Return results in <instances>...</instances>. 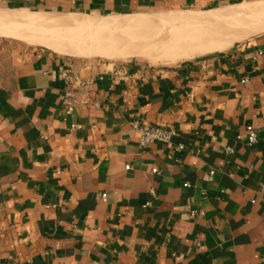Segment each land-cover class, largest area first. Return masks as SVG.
<instances>
[{
	"label": "crops",
	"instance_id": "crops-1",
	"mask_svg": "<svg viewBox=\"0 0 264 264\" xmlns=\"http://www.w3.org/2000/svg\"><path fill=\"white\" fill-rule=\"evenodd\" d=\"M251 2L264 0L57 9L217 12L245 40L244 19L262 15L227 12ZM42 46L0 38V264H264V33L168 67ZM136 120L177 135L143 148Z\"/></svg>",
	"mask_w": 264,
	"mask_h": 264
},
{
	"label": "bare ground",
	"instance_id": "bare-ground-1",
	"mask_svg": "<svg viewBox=\"0 0 264 264\" xmlns=\"http://www.w3.org/2000/svg\"><path fill=\"white\" fill-rule=\"evenodd\" d=\"M227 14L263 16L264 2L245 3L236 9L228 10ZM39 16H42V13ZM39 18L45 20H38ZM167 19L165 18V21ZM55 21V19L53 21L45 17H37L33 13L0 10V35L12 37L21 35L18 31L11 30L12 27L19 25L40 26L50 23V25H64L63 27L73 25L78 29H84V27L75 26L84 24L94 29L88 31V38L83 37L73 47L61 48L52 43L50 38L42 37L41 39L50 48L62 54L106 57L134 55V57H142L152 63L192 59L205 54L221 52L233 47L246 36L241 30L230 29L233 27L227 23L199 15H196L194 19L180 21L177 25H175L177 22L175 24L170 22L171 27L168 34H165L164 27L156 30L158 25L155 20L142 15H130V18L124 22L109 19L102 21L78 19V21L72 20V22L64 23ZM19 31L21 32V29Z\"/></svg>",
	"mask_w": 264,
	"mask_h": 264
},
{
	"label": "rangeland",
	"instance_id": "rangeland-1",
	"mask_svg": "<svg viewBox=\"0 0 264 264\" xmlns=\"http://www.w3.org/2000/svg\"><path fill=\"white\" fill-rule=\"evenodd\" d=\"M58 0H0V10H17L22 11L24 13L28 14H34L37 17H45L48 20H56L57 23H64V22H72V20H114L118 22H124L126 19H129L130 16H107V17H101V16H95V15H72L68 14L62 11H68L69 9L64 10H58ZM234 8V7H233ZM219 11V10H218ZM42 13V16H39ZM46 13V14H45ZM209 13V14H208ZM44 14V15H43ZM190 14V15H188ZM217 12H198V11H178V12H167V11H152L147 14H137V15H146L157 23L158 26H156V30L161 29L164 27L165 34L169 33V29L171 27L170 22H177L175 25H177L180 21H183L185 19H194L196 15L203 16V17H211L216 20L222 21L224 23H227L229 26H232L233 28L230 29H237L241 30L240 27L233 26L229 22H227L225 17H220L217 15ZM180 15V16H178ZM182 15V16H181ZM187 15V17H186ZM173 16V19H167L165 21V18ZM219 16V17H218ZM182 17V18H181ZM54 18V19H53ZM180 18V19H179ZM38 20H45L43 18H39ZM169 22V23H168ZM245 24H247L248 29H252L255 32H253L248 38L258 36L260 34L264 33V16L262 17H253V18H245L244 19ZM22 26V27H21ZM42 26V27H41ZM64 25H53L50 23L42 24V25H19L12 27L11 30L21 35H18L17 37L12 36H6V35H0V36H6V37H0L3 40H10L14 42H18L21 44H25L32 47H44L42 45H45L46 42L41 39L42 37H47L51 39V42L55 45L65 48V47H73L75 44L79 43L83 37H87V33L89 30L94 29L93 27H89L87 25H75L78 27H84V29H78L76 27H73V25H67L63 27ZM63 27V28H62ZM160 27V28H159ZM18 28V29H17ZM21 29V32L19 31ZM98 29H96L97 31ZM95 31V32H96ZM23 32V33H22ZM88 38V37H87ZM243 40V41H245ZM243 41H240L238 43H241ZM41 44V45H40ZM237 44V43H236ZM45 48V47H44ZM62 55V54H61ZM63 55V56H67ZM209 54H205L202 56H198L199 58L208 56ZM70 57V56H69ZM195 57V58H198ZM83 59H91V58H99L104 61H115V60H126L129 58H141L145 63L151 64L155 67H168L177 65L181 62H185L187 60L192 59H182L177 61H159V62H150L142 57H134V55H127L124 57H106V56H88V57H78Z\"/></svg>",
	"mask_w": 264,
	"mask_h": 264
},
{
	"label": "built area",
	"instance_id": "built-area-1",
	"mask_svg": "<svg viewBox=\"0 0 264 264\" xmlns=\"http://www.w3.org/2000/svg\"><path fill=\"white\" fill-rule=\"evenodd\" d=\"M63 77L66 81L70 82L73 77L69 73H63ZM246 81V80H245ZM64 103L67 106V112L70 113L73 110L72 101L65 99ZM132 128L138 135V143L141 147L147 148L151 144L155 142L163 143V144H171L173 139L177 135V130L171 126H161V125H152L146 122L140 121H132ZM247 130V140L249 144H254L258 141V131L255 126L250 125L246 127ZM182 148V146H180ZM231 151V150H230ZM129 168V166H127ZM154 171H157L156 169ZM213 174L214 172L211 171ZM102 198H106V194H102ZM197 215L196 211H191V216L195 217ZM197 245H200V242H197Z\"/></svg>",
	"mask_w": 264,
	"mask_h": 264
}]
</instances>
